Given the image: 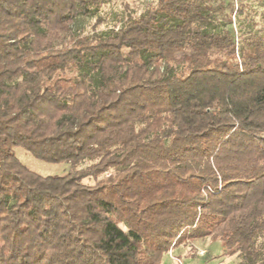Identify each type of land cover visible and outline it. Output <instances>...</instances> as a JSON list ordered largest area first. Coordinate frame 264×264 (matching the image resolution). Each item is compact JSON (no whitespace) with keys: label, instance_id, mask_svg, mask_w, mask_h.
I'll return each instance as SVG.
<instances>
[{"label":"trees","instance_id":"1","mask_svg":"<svg viewBox=\"0 0 264 264\" xmlns=\"http://www.w3.org/2000/svg\"><path fill=\"white\" fill-rule=\"evenodd\" d=\"M105 3L0 0V264H160L207 238L264 264V31L157 0L65 42Z\"/></svg>","mask_w":264,"mask_h":264},{"label":"rangeland","instance_id":"2","mask_svg":"<svg viewBox=\"0 0 264 264\" xmlns=\"http://www.w3.org/2000/svg\"><path fill=\"white\" fill-rule=\"evenodd\" d=\"M157 0H106L100 13L95 17L80 16L73 25L67 42L72 37L91 34L94 31L104 32L114 27H120L122 21L129 16L143 14L150 3ZM215 7H221L219 13V28L233 31L235 37L253 28L264 31V0H208ZM229 17L231 23H229ZM18 159L31 171L41 176H63L70 170L67 163L49 164L34 158L29 152L18 147L15 149ZM91 162L86 161L80 168H85ZM109 176V174L107 175ZM105 177V176H103ZM103 177H100L101 180ZM84 183L95 185V180L86 178ZM121 227L128 230L123 224ZM237 255H226L220 241L210 238L184 244L164 254L160 264H240Z\"/></svg>","mask_w":264,"mask_h":264}]
</instances>
